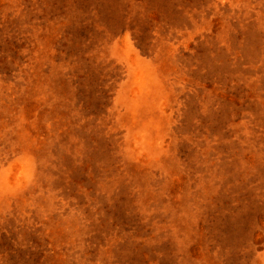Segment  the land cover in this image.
Masks as SVG:
<instances>
[{
	"label": "rangeland",
	"instance_id": "rangeland-1",
	"mask_svg": "<svg viewBox=\"0 0 264 264\" xmlns=\"http://www.w3.org/2000/svg\"><path fill=\"white\" fill-rule=\"evenodd\" d=\"M0 264H264V0H0Z\"/></svg>",
	"mask_w": 264,
	"mask_h": 264
}]
</instances>
